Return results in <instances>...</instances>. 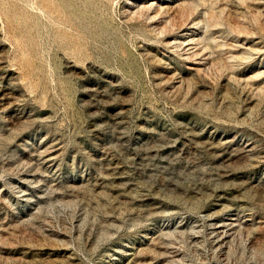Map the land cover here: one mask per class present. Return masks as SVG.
<instances>
[{
	"label": "rangeland",
	"instance_id": "1",
	"mask_svg": "<svg viewBox=\"0 0 264 264\" xmlns=\"http://www.w3.org/2000/svg\"><path fill=\"white\" fill-rule=\"evenodd\" d=\"M0 264H264V0H0Z\"/></svg>",
	"mask_w": 264,
	"mask_h": 264
},
{
	"label": "bare ground",
	"instance_id": "2",
	"mask_svg": "<svg viewBox=\"0 0 264 264\" xmlns=\"http://www.w3.org/2000/svg\"><path fill=\"white\" fill-rule=\"evenodd\" d=\"M173 3H175V2H173ZM153 4L154 3L151 4V7L153 6ZM190 50H192V49H190ZM237 218H238L237 214H231V215H229L228 218H226V220L222 224H219L218 226L215 227L214 232L217 233V234H219V235H224L226 233H229V231H232V230L234 231V228L236 226V223L238 222V219ZM219 243H220V241H219Z\"/></svg>",
	"mask_w": 264,
	"mask_h": 264
}]
</instances>
